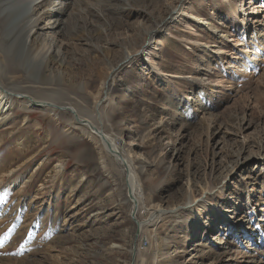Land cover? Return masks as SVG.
<instances>
[{"label": "rangeland", "instance_id": "1", "mask_svg": "<svg viewBox=\"0 0 264 264\" xmlns=\"http://www.w3.org/2000/svg\"><path fill=\"white\" fill-rule=\"evenodd\" d=\"M52 4L0 0L13 97L0 123V264H264V0ZM31 26L50 50L26 44ZM31 95L121 136L145 199L137 243L122 166L68 110L22 108Z\"/></svg>", "mask_w": 264, "mask_h": 264}, {"label": "bare ground", "instance_id": "2", "mask_svg": "<svg viewBox=\"0 0 264 264\" xmlns=\"http://www.w3.org/2000/svg\"><path fill=\"white\" fill-rule=\"evenodd\" d=\"M58 1V3H60L61 4V2H62V0H52V2H53V4H52V6L54 5V3L55 2H57ZM65 1V0H64ZM64 3V2H63ZM3 5V4H2ZM5 6V5H4ZM63 6H68V4L67 3H65ZM9 7V6H8ZM55 9V8H54ZM54 9H50V10H47L46 11V16H47V20H49L51 23H52V25L55 27V26H57V24H59V22H60V19H59V17L57 16V15H59L58 13H60V12H62L63 11V9L62 10H60V9H57V7H56V9L54 10ZM181 9V8H180ZM180 9L176 12V13H174V14H172V15H170L171 17H170V19H169V21L167 22V24H170V23H172V22H174L175 20H177V18L183 13L182 12V10L180 11ZM54 10V11H53ZM34 16V17H33ZM264 16V15H263ZM33 18V21L34 22H36L35 20V15L33 14V15H31L30 14V18ZM196 23H200V22H202L201 20L202 19H200L198 16H192L191 17ZM259 22V20H257V22L256 23H258ZM204 25H207L209 22L207 21V20H205V21H203L202 22ZM209 25V24H208ZM27 31H29V34H31L32 36H33V40H31L30 41V39H29V37H28V34H26V36L24 37L25 39V42H26V44H29V47H30V49H37L38 47H40V48H42V49H46V51L47 50H50V45H51V41H47L46 40V38H45V36H44V38H40V36H39V34H37V31H36V28H34V26H31L30 28H29V30H27ZM52 31V30H51ZM157 29H153L151 32H150V34L148 35V46H151V44L152 43H155V41H153V39H154V35L157 33ZM83 32V31H82ZM220 35L218 34V35H216V36H218V38L219 37H225V38H229V35H228V32L227 31H221L220 30ZM8 34V33H7ZM43 35V34H42ZM31 36V37H32ZM48 38V37H47ZM153 41V42H152ZM264 45V44H263ZM153 48H154V45L152 46ZM42 53V56H40V57H37L38 59H40V62L42 63V60H44V58H45V54L43 53V52H41ZM144 53V54H143ZM148 53V51H147V49L146 48H143L142 49V55H146ZM255 53V52H254ZM130 54L128 53V54H126L124 57H123V59H121V61L120 62H118L117 64H124V63H127V61H126V58L129 56ZM54 59L55 60H57L58 61V63L59 64H62V63H64V60L63 59H61V58H56L55 57V54H54ZM125 59V60H124ZM131 60H134L133 58L131 59ZM48 62V61H47ZM46 62V58H45V60H44V63H47ZM150 62H154V60L153 59H151V61ZM6 63H7V61H6ZM130 63L131 62H129L128 63V65L127 66H129L130 65ZM155 63V62H154ZM119 64V65H120ZM244 64H246V63H244ZM249 65H250V63H249ZM253 65V64H252ZM7 66L8 67H10V65H8L7 64ZM41 69V68H40ZM44 69V68H43ZM116 69H115V66H112V67H110V71H109V75L108 76H106L105 78H104V80H103V82H102V93H101V97L99 98V99H97L96 101H95V103H94V106H93V111L94 112H97L98 113V111L97 110H95V105H96V107H98L102 102V100H104L105 98H106V96H108V92H110L109 91V86H108V84H109V80L111 79V78H113V76H112V74H111V72H114ZM205 74H207V73H205ZM62 79V78H61ZM112 81V80H111ZM100 84V83H99ZM56 88H57V86H56ZM11 90L9 89V88H7L6 86H4L1 82H0V123H1V121L3 120H6V118H8V117H6V118H4V119H2V115L3 114H5V113H7L8 112V108L10 107V104H11V101H12V99H13V97H12V95L10 94V93H12V92H10ZM10 92V93H9ZM71 92V91H70ZM22 94V93H21ZM25 95V94H24ZM29 95V94H28ZM98 95H99V93H98ZM30 96V95H29ZM31 97L33 98V100L32 99H28V98H25V97H19V98H21L20 100H22V101H24L23 103V105H22V108H33V107H37V106H39V105H34L35 103H33V102H31V101H36V102H38V104H40V103H42L43 105L42 106H39L40 108H43V109H47V110H49V111H54V110H59V109H56L53 105H56V106H58L54 101H51V100H49V99H46V98H38V97H35V96H32L31 95ZM19 98H17V99H19ZM38 98V99H37ZM68 98V97H67ZM104 98V99H103ZM73 99V98H72ZM37 104V103H36ZM69 104H71V103H69ZM62 105V108H65V110H68L70 113H72V111L75 113V116H74V114L72 113V115H71V118H72V122H73V120H74V123H76L75 122V120L76 121H79V122H81V123H85V124H81V126L82 127H84L86 130H87V132L88 133H90V135H91V137L92 138H94V139H96L98 142H99V144L101 145V149H102V151H105L106 152V154H108L109 156H111V157H113L114 159H115V161H117L121 166H122V169H123V171H124V173H125V176H126V178L124 179V187H125V189H126V200L130 203V211H129V213H130V217H132V220L134 219L136 222H137V224H135V230H136V228H137V226H139L138 227V229H139V232H138V235H139V233H140V231H141V229H142V227L141 226H143L144 224H145V221H141V220H139L138 219V212H139V210L142 208V207H145V204L143 203L144 202V198H143V190H142V187H141V184H140V182H139V180H138V178H137V174H136V172H135V167L133 166V162H131V158H130V156L127 154H125L124 155V152L126 151V150H124V152H123V150H121V149H119V145L121 146L122 145V140H121V136H119V135H117V136H115L114 138L113 137H111L109 134H106L104 131H103V126H101V123L100 122H94L93 120H92V118H91V116H89V117H86V118H88V119H79V117H81V116H83V115H80V113L76 110V106L74 107V106H72V105ZM63 106H65V107H63ZM98 115V114H97ZM100 115V114H99ZM76 117V118H75ZM85 117V116H84ZM96 119V118H95ZM99 119H101V117L99 118ZM93 122H92V121ZM100 121V120H99ZM103 121V120H102ZM12 123V122H11ZM94 132H93V131ZM108 146L111 148V150L109 151V148H108ZM122 148V147H121ZM125 149V148H124ZM161 205V204H160ZM161 207V206H160ZM147 209V208H146ZM152 209V208H151ZM150 209V210H151ZM131 210L133 211L132 213H131ZM163 211V210H166V209H162V208H157V209H155V210H153V212L151 213L152 215L154 214V213H156V214H154V217L156 216V220H159V215H160V213L158 214V212L159 211ZM191 211L193 212V211H195V208L194 207H191ZM199 214V213H198ZM198 214H196V215H198ZM132 215V216H131ZM148 218H150V217H148ZM199 218V217H198ZM141 219V218H140ZM151 219V218H150ZM134 222V221H133ZM154 224V223H153ZM140 236V235H139ZM134 237H135V235H134ZM138 237V236H137ZM136 237V239H138ZM141 237V236H140ZM135 242L137 243L138 241H136L135 240ZM134 242V243H135ZM145 243V239H140V241H139V244L140 245H142V244H144ZM135 247V246H134ZM134 250V249H133ZM134 252H135V250H134ZM136 253H137V251H136ZM135 259V254H134V258H133V260ZM154 261V260H153ZM133 264V263H132Z\"/></svg>", "mask_w": 264, "mask_h": 264}, {"label": "water", "instance_id": "3", "mask_svg": "<svg viewBox=\"0 0 264 264\" xmlns=\"http://www.w3.org/2000/svg\"><path fill=\"white\" fill-rule=\"evenodd\" d=\"M181 1H183V0H181ZM176 11V9L175 10H172V11H170V15L172 14V13H174ZM171 16H169L168 15V17L166 18V19H164V21L163 22H161L160 24H165V22H166V20L168 19V18H170ZM139 53H140V51H138L136 54H137V56H139ZM135 55V54H134ZM134 55H129L127 58H126V61L127 60H129V58L131 57H133ZM15 96H17V94L15 95ZM22 97H25V98H28V96H22ZM28 99H32V98H28ZM33 100V99H32ZM31 102H33V103H35L34 105H39L38 104V102H36V101H31ZM37 103V104H36ZM56 109H63L61 106H56V105H53ZM97 108L98 107H96V105H95V110H97ZM65 109V108H64ZM72 113L74 114V116H75V113L72 111ZM76 118V117H75ZM77 123H80L79 121H77ZM108 148H109V151L111 150V148L108 146ZM133 211L131 210V213H132ZM132 216V215H131ZM131 219H132V217H131ZM133 221H134V223L135 224H137V222L133 219ZM138 227L139 226H137V228H136V230H135V237H134V241H133V243L135 242V240H136V237L138 236V232H139V229H138ZM134 246H135V244H134ZM134 248V247H133ZM134 251V250H133ZM133 258H134V254H133V252H132V261H133ZM130 264H132V262L130 263Z\"/></svg>", "mask_w": 264, "mask_h": 264}]
</instances>
